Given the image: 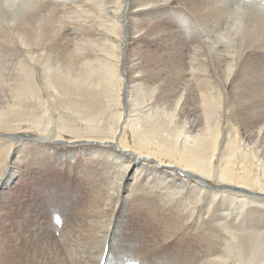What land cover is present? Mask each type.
I'll use <instances>...</instances> for the list:
<instances>
[{"label":"bare ground","instance_id":"obj_1","mask_svg":"<svg viewBox=\"0 0 264 264\" xmlns=\"http://www.w3.org/2000/svg\"><path fill=\"white\" fill-rule=\"evenodd\" d=\"M0 128V264H264V0H0Z\"/></svg>","mask_w":264,"mask_h":264},{"label":"rangeland","instance_id":"obj_2","mask_svg":"<svg viewBox=\"0 0 264 264\" xmlns=\"http://www.w3.org/2000/svg\"><path fill=\"white\" fill-rule=\"evenodd\" d=\"M242 1V3H244V2H247V1H253V0H240V2ZM16 41H17V39H16ZM0 132H6V131H4L3 129H1L0 128ZM19 136H26V137H28V138H31V137H35L36 135L35 134H32V133H24V132H22V133H20L19 134ZM19 144H17V143H14L13 142V140H10V141H8V142H6L4 145H1L0 144V153H1V150L4 148V149H8V150H12V148L13 147H15V148H17V146H18ZM17 156V155H16ZM14 158H16V157H13L12 158V160H14ZM11 161V157H9V162ZM5 165V164H4ZM4 165H3V168H4ZM37 169H40V168H38V167H36ZM2 170V168H0V171ZM64 172H66V170H64ZM36 174H42V175H44V176H46V175H49V174H47V172H46V170H44V169H42V170H37L36 172H35V174L34 175H36ZM39 175H36V176H34L35 177V180H34V182L36 183V184H38V185H42L41 183V181H42V179H43V177L44 176H39ZM52 175H54V173L52 174ZM65 178H67V176L65 177ZM56 182V178H54V179H52V181L51 182H49L50 183V185L51 184H53V183H55ZM212 182L213 183H218L217 181H215V180H212ZM43 183H45V182H43ZM55 184H58V182L57 183H55ZM54 184V185H55ZM44 186H45V184H44ZM44 186L42 187V188H44ZM208 187L209 188H216V185H213V184H211V185H208ZM9 188H11V187H8V189ZM14 191V190H13ZM38 195H39V199H40V201L42 202V203H44V199H45V193H42V191H40L39 190V193H37ZM36 194V195H37ZM5 195H7L6 193H5ZM35 195V196H36ZM37 197V196H36ZM72 197H74L73 195H69V194H64V192L63 191H60V193H59V195H58V197H57V203H58V208H55V206L52 204V205H50V207L52 208V209H54L55 211H58L59 210V208H60V210L62 211V214H64L67 218H68V220H69V218H71V216H72V214L74 213V211H75V209H76V207H77V205H75V204H77V202H72V200H73V198ZM44 200V201H43ZM4 203V204H3ZM9 210V208L8 207H6V203H5V199H2V198H0V233H3V230H4V228H3V222L9 217V215L6 213L7 211ZM83 210H84V208H83ZM61 233L62 232H60V234L59 233H57V235L56 236H58V235H61ZM233 243L234 244H232L231 246H229L228 248H227V246H226V252H228L230 255H231V257L233 256L234 257V259H238V257H241L242 255H243V249H241L242 248V246L236 241H233ZM238 243V244H237ZM236 244V245H235ZM237 247V248H236ZM239 247V248H238ZM240 251V252H239ZM240 253V254H239ZM235 254H238L236 257L234 256Z\"/></svg>","mask_w":264,"mask_h":264}]
</instances>
